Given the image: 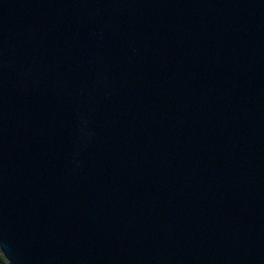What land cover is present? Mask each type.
Wrapping results in <instances>:
<instances>
[{
    "label": "water",
    "instance_id": "water-1",
    "mask_svg": "<svg viewBox=\"0 0 264 264\" xmlns=\"http://www.w3.org/2000/svg\"><path fill=\"white\" fill-rule=\"evenodd\" d=\"M9 264H264V0H0Z\"/></svg>",
    "mask_w": 264,
    "mask_h": 264
},
{
    "label": "trees",
    "instance_id": "trees-1",
    "mask_svg": "<svg viewBox=\"0 0 264 264\" xmlns=\"http://www.w3.org/2000/svg\"><path fill=\"white\" fill-rule=\"evenodd\" d=\"M0 264H9L0 252Z\"/></svg>",
    "mask_w": 264,
    "mask_h": 264
}]
</instances>
